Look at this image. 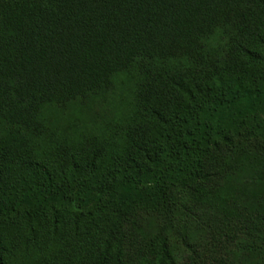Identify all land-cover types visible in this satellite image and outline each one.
Returning a JSON list of instances; mask_svg holds the SVG:
<instances>
[{
    "label": "trees",
    "instance_id": "trees-1",
    "mask_svg": "<svg viewBox=\"0 0 264 264\" xmlns=\"http://www.w3.org/2000/svg\"><path fill=\"white\" fill-rule=\"evenodd\" d=\"M238 253L264 264V0H0V264Z\"/></svg>",
    "mask_w": 264,
    "mask_h": 264
},
{
    "label": "rangeland",
    "instance_id": "rangeland-1",
    "mask_svg": "<svg viewBox=\"0 0 264 264\" xmlns=\"http://www.w3.org/2000/svg\"><path fill=\"white\" fill-rule=\"evenodd\" d=\"M181 219H182L181 222L175 223L176 228H174L173 231L169 232L170 237H172V239H174V241L179 245H183L182 241H183V238L186 232V229H185L186 220L183 218ZM240 260H241V256H240V253H238V255L235 256V264H239ZM208 264H215V263L213 262L212 259L208 258Z\"/></svg>",
    "mask_w": 264,
    "mask_h": 264
}]
</instances>
